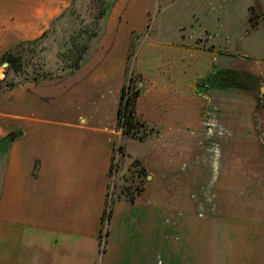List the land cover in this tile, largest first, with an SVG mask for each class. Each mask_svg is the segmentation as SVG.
Masks as SVG:
<instances>
[{
    "label": "rangeland",
    "instance_id": "1",
    "mask_svg": "<svg viewBox=\"0 0 264 264\" xmlns=\"http://www.w3.org/2000/svg\"><path fill=\"white\" fill-rule=\"evenodd\" d=\"M130 1L72 0L41 36L0 38V96L70 74L62 69L80 56L93 22L99 37L87 60ZM145 19L130 37L120 91V101L123 87L135 96L144 126L124 134L117 118L122 140L113 149L100 250L107 251L116 205L130 203L127 193L141 185L135 202L153 211L152 264H264V0H154ZM16 49L23 71L6 77L3 57ZM162 82L168 124L155 125L137 109H151L146 89ZM5 124L0 112V130ZM0 139L1 186L11 143Z\"/></svg>",
    "mask_w": 264,
    "mask_h": 264
},
{
    "label": "crops",
    "instance_id": "2",
    "mask_svg": "<svg viewBox=\"0 0 264 264\" xmlns=\"http://www.w3.org/2000/svg\"><path fill=\"white\" fill-rule=\"evenodd\" d=\"M137 1L119 23L108 21L78 71L1 94L0 136L17 138L0 186V264H152L153 211L142 201L116 205L106 253L99 239L113 149L122 140L116 125L130 37L144 29L154 2ZM71 3L0 0V38L39 37ZM165 86L147 88L153 106L137 109L155 125L168 124Z\"/></svg>",
    "mask_w": 264,
    "mask_h": 264
},
{
    "label": "trees",
    "instance_id": "3",
    "mask_svg": "<svg viewBox=\"0 0 264 264\" xmlns=\"http://www.w3.org/2000/svg\"><path fill=\"white\" fill-rule=\"evenodd\" d=\"M106 15H107L106 14V8H104L103 12L100 15V18H104ZM96 27H97V23L93 22V28H92L93 32L89 33L88 37L85 39L87 43L83 46V50L81 51L80 56L74 57V58L73 57L69 58L70 59L69 61H73V62L69 67L63 68L62 69L63 72L67 71L70 74H72V73L76 72V70L79 69V67L82 65L84 60H87V57H84V54L88 51V49H90V46L88 44L93 39L99 37V33L97 32L98 27L97 28ZM86 32H85V34H86ZM69 38H72V37H69ZM72 41H75V39H72ZM38 43H39V40L28 43V44L35 45ZM24 45H21V48ZM3 62L8 64V70L6 73V77H7L8 73L11 71L18 74L21 71H23V66L25 64L23 52L21 54L19 52V50H17V49L14 52H7L3 57ZM48 75L51 76L50 73L46 74V73L42 72V77L47 78ZM13 86H14L13 84H10V85H8L7 88L9 89V88H12ZM126 90H128V88L123 87L122 92H121L120 108H119V112H118V130L122 131V129L125 127V130H123V133L124 134H131V131H134L136 128H138V124L140 122L137 119V116L135 113V105H136V99L134 98L135 96L134 97H130V96L128 97V93L126 94ZM140 126H144V125L140 123ZM16 136H17V134L12 133L7 138H5L4 140H6L8 143H11L17 138ZM136 163H138V161H136ZM143 191H144V189L140 185V187L137 188L135 192H132V193H127L125 191L124 192H125V194L127 193L129 196L127 198V200H129L130 203H135L137 198L140 195H142ZM110 216L111 217L113 216L112 212H111ZM103 222H104V217L102 218V223Z\"/></svg>",
    "mask_w": 264,
    "mask_h": 264
}]
</instances>
